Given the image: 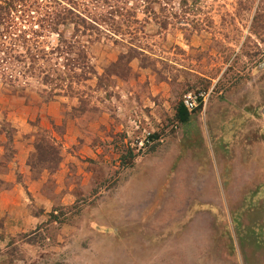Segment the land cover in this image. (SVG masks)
I'll return each instance as SVG.
<instances>
[{"label":"rangeland","instance_id":"1","mask_svg":"<svg viewBox=\"0 0 264 264\" xmlns=\"http://www.w3.org/2000/svg\"><path fill=\"white\" fill-rule=\"evenodd\" d=\"M0 264H264V0H0Z\"/></svg>","mask_w":264,"mask_h":264},{"label":"trees","instance_id":"2","mask_svg":"<svg viewBox=\"0 0 264 264\" xmlns=\"http://www.w3.org/2000/svg\"><path fill=\"white\" fill-rule=\"evenodd\" d=\"M189 112L184 108L182 103L178 104L176 108V119L180 124H185L188 121ZM150 138H155V136H151Z\"/></svg>","mask_w":264,"mask_h":264},{"label":"built area","instance_id":"3","mask_svg":"<svg viewBox=\"0 0 264 264\" xmlns=\"http://www.w3.org/2000/svg\"><path fill=\"white\" fill-rule=\"evenodd\" d=\"M182 105L188 112H190L195 108V99L192 96H186L182 101Z\"/></svg>","mask_w":264,"mask_h":264}]
</instances>
